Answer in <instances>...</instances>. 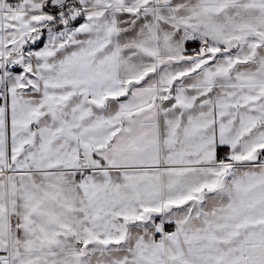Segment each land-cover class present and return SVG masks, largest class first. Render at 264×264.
<instances>
[{"label": "snow or ice", "instance_id": "obj_1", "mask_svg": "<svg viewBox=\"0 0 264 264\" xmlns=\"http://www.w3.org/2000/svg\"><path fill=\"white\" fill-rule=\"evenodd\" d=\"M0 264H264V0H0Z\"/></svg>", "mask_w": 264, "mask_h": 264}]
</instances>
